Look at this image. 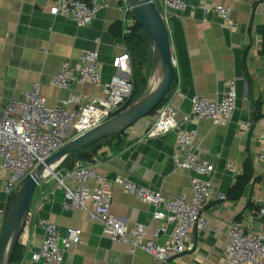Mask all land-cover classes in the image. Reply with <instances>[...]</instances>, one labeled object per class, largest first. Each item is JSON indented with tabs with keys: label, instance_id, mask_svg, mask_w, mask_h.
Segmentation results:
<instances>
[{
	"label": "crops",
	"instance_id": "crops-1",
	"mask_svg": "<svg viewBox=\"0 0 264 264\" xmlns=\"http://www.w3.org/2000/svg\"><path fill=\"white\" fill-rule=\"evenodd\" d=\"M96 1L101 5L97 16L82 26L72 18L53 16L46 0H0L1 106L24 100L25 93L37 82L42 83L43 93L52 105L71 91L101 94L100 87L90 84L73 82L70 89L51 85L61 63H77L84 50L99 49L104 81L114 73L112 61L123 50L124 42L114 36L111 27L123 21L121 0ZM185 1L187 8L173 11L168 20L177 78L170 96L172 104L182 121L184 114L191 111L194 95L219 98L234 79L237 107L230 123L191 120L167 133L142 138L155 120L154 114L149 115L124 131L120 149L104 145L99 150L98 170L112 180L127 176L139 185L161 189L167 197L191 196L192 176L211 180L214 195L205 206L211 228H194L190 238L195 249L171 256L173 264H221L227 246L225 230L231 221L241 215L246 231L258 230L263 223L256 211L264 197L256 198V192L264 191V52L263 37L258 32V27L264 26V0H214L230 8L228 21L214 9L205 12L200 7L203 0ZM177 87L181 94H174ZM257 106L259 110H255ZM181 130L195 132L199 160L212 163L213 172L199 175L176 166L174 156ZM248 158L253 163V180L240 199L226 200L229 188L244 173ZM1 160L0 157V164ZM8 175L9 172L0 173V209L9 206V196L3 191ZM110 192L113 215L131 226L147 225V236L152 238L159 225L153 219L155 207L124 192L118 184L112 183ZM64 199V190L55 179L48 177L37 188L24 226V251L18 264H30L31 253L40 247L44 238L42 219L56 223L61 234L69 227L82 230L81 242L66 253L62 264H160L145 251L133 249L129 242L105 235L102 224L85 210L64 208ZM250 201L254 205L248 206ZM171 229L172 226L169 232ZM167 237L161 236L158 241L164 242Z\"/></svg>",
	"mask_w": 264,
	"mask_h": 264
},
{
	"label": "built area",
	"instance_id": "built-area-1",
	"mask_svg": "<svg viewBox=\"0 0 264 264\" xmlns=\"http://www.w3.org/2000/svg\"><path fill=\"white\" fill-rule=\"evenodd\" d=\"M46 1L50 3L49 11L53 16L72 18L82 26L90 24L101 7L96 0H92V3L87 0ZM121 5L125 34L135 19L130 16L132 10L128 1L121 0ZM200 7L205 12L216 10L226 21L230 19V8L214 0H203ZM158 8L168 26L171 13L184 11L187 3L185 0H160ZM112 66L114 73L109 80L104 81L99 49L84 50L77 63H61L59 70L51 78V85L58 89H70L73 82L90 84L102 89L100 95L71 91L68 97L61 98L57 104L52 105L43 93L42 83L37 82L25 93L24 100H12L5 106L0 105V173L4 175L9 172L3 185V191L9 199L16 195L20 181L26 174L35 171L75 137L117 114L129 101L135 83L132 58L125 43L123 50L114 56ZM175 93L181 94L179 87ZM236 107L237 89L234 79L228 83L227 90L219 98L194 95L191 98V111L184 114L182 121L178 120V109L173 106L169 97L155 112V120L142 138L167 133L191 120L210 119L215 125H228ZM195 136V132L191 130L179 132L174 156L176 166L194 170L199 175H207L214 171V165L199 160ZM99 163L100 159L96 155L90 161H77L68 170H56L59 164L50 175L45 173L44 180L48 177L55 179L57 185L64 190V208L85 210L91 219L102 224L105 235L129 242L133 249L145 251L160 264H173V253L181 255L195 249V243L190 238L194 228H211L205 216V206L214 195L211 180L192 176L191 196L181 194L167 197L161 189L153 190L139 185L127 176L109 179L99 172ZM112 183L155 207L153 219L159 225L152 238L147 236V225L136 223L131 226L113 215L110 192ZM42 205L39 204L40 207ZM7 211L8 208L0 209L3 217L0 221V238ZM256 214L263 221L262 228L258 230L246 231L242 220H233L228 224L225 230L227 246L221 264H264L263 201H260ZM40 224L44 229V238L40 247L31 253L30 264H62L66 253L81 242L82 230L69 227L65 234H61L57 224L49 219H42ZM170 226L172 229L169 232ZM161 236L168 237L164 242H159Z\"/></svg>",
	"mask_w": 264,
	"mask_h": 264
},
{
	"label": "water",
	"instance_id": "water-1",
	"mask_svg": "<svg viewBox=\"0 0 264 264\" xmlns=\"http://www.w3.org/2000/svg\"><path fill=\"white\" fill-rule=\"evenodd\" d=\"M132 12L138 17L143 30L153 48V68L161 62L163 75L157 86L127 109L113 115L100 125L75 137L60 150L50 156L35 171L26 174L8 207L0 238V264H11L12 256L30 215L33 196L43 183L46 170L53 169L71 153L106 137L126 131L139 120L151 115L170 92L175 68L172 58L171 40L168 26L155 0H127Z\"/></svg>",
	"mask_w": 264,
	"mask_h": 264
},
{
	"label": "trees",
	"instance_id": "trees-1",
	"mask_svg": "<svg viewBox=\"0 0 264 264\" xmlns=\"http://www.w3.org/2000/svg\"><path fill=\"white\" fill-rule=\"evenodd\" d=\"M131 16L134 17L135 22L131 27H129L128 31L125 34L123 33L122 22L115 23L111 27V31L114 34V36L120 41H123L128 47V50L132 58L133 77H134V83H135L132 97L129 99V101L125 104V106L119 112L127 109L133 103L139 101L143 97V94L145 93L147 86H148V79L144 73V64L147 61V55H148V52H150L151 45L149 44L148 38L143 30V27L138 17L133 12L131 13ZM258 32L263 37V52H264V26L258 27ZM176 79L177 78L175 75L174 82H173L170 92L164 98L161 104L152 111L151 115L155 114L158 108L167 102L176 84ZM255 110H259V106H257ZM123 133L124 132H121L119 134L106 137L104 139L91 143L78 151H75L69 154L64 159V161L60 163V165L58 166L59 170L71 169L75 166L76 162L79 160H83V161L92 160L94 155L98 154L99 150L104 145H109L114 148L120 149L123 143V139H122ZM252 180H253V163L248 158L244 163V173L239 175L236 178V182L229 188L227 194L225 195V199L226 200L240 199L243 196L246 186ZM13 199H14V196L10 198L9 205L11 204ZM252 204L253 202L250 201L248 206L250 205L252 206ZM240 218H241V215L237 217V220H240ZM23 232L20 236L19 242L13 253L11 264H18L22 259L23 251H24V246L22 243Z\"/></svg>",
	"mask_w": 264,
	"mask_h": 264
},
{
	"label": "rangeland",
	"instance_id": "rangeland-1",
	"mask_svg": "<svg viewBox=\"0 0 264 264\" xmlns=\"http://www.w3.org/2000/svg\"><path fill=\"white\" fill-rule=\"evenodd\" d=\"M157 5L159 6V4H157ZM155 72H158V79H157V81L159 83V81L162 79V75H163L162 65H161V62H159L157 64L156 68H153V48L151 46L150 47V52H148V55H147V61L144 64V73H145V76L148 79V86H147V89H146L145 93L143 94V96L145 94H147L151 89L154 88L153 87L154 85H150V81L149 80H151V78L153 77V75L155 74ZM56 170H59V168H57ZM261 197L262 198L264 197V191L262 189H258V191L256 192V198L259 199Z\"/></svg>",
	"mask_w": 264,
	"mask_h": 264
},
{
	"label": "bare ground",
	"instance_id": "bare-ground-1",
	"mask_svg": "<svg viewBox=\"0 0 264 264\" xmlns=\"http://www.w3.org/2000/svg\"><path fill=\"white\" fill-rule=\"evenodd\" d=\"M157 79H158V72H155V74L153 75V77L151 78V80H149L150 81V85H154L153 87L157 86V84H158ZM52 171H53V167L48 168L46 170V175H50L52 173Z\"/></svg>",
	"mask_w": 264,
	"mask_h": 264
}]
</instances>
